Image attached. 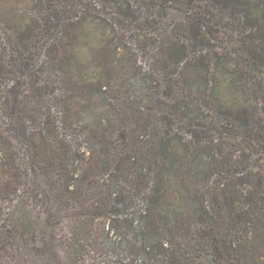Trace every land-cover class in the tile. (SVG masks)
<instances>
[{
	"label": "rangeland",
	"instance_id": "1",
	"mask_svg": "<svg viewBox=\"0 0 264 264\" xmlns=\"http://www.w3.org/2000/svg\"><path fill=\"white\" fill-rule=\"evenodd\" d=\"M221 3L0 0V264H164L160 253L149 258L153 250L146 246L145 233L155 241L162 237L167 255L178 253L169 235L146 230L139 218L148 208V195L153 196L155 169L152 164L143 169L136 161V136L146 148L158 123L162 134L167 130L173 138L171 149L177 143L176 149L185 154L190 144L186 165L177 169L178 193L188 195L180 202L188 213L191 203L195 207L203 201L209 215L224 222L225 206L213 190L220 193L233 179L241 193L247 171L264 175V146L257 132L221 113L246 106L264 119V67L259 76L251 58L259 51L255 33L264 31L258 18L264 15V3L252 0L235 11L232 3L226 2V8ZM126 13H133L132 19L115 22ZM19 30L27 31L26 45L18 39ZM63 43L67 55L73 51L64 71L55 66L56 50ZM181 45L186 51L177 58L175 50ZM117 106L124 116L148 108L157 121L147 129L140 125L144 116L135 122L129 171L122 158L129 147L121 135L130 124L114 111ZM100 133L115 141L109 169L117 174L118 165L126 171L118 177L114 201L110 185L115 177L98 167L87 170L86 156L94 154ZM97 157L91 161L94 167ZM225 158L235 162L232 168L239 170L240 179L220 177L219 183V175H213L200 185L190 179L192 170H208L206 162L212 159L225 166ZM155 159L160 166V155ZM165 198L175 203V186L168 185ZM194 225L207 228L198 218ZM79 226L85 227L79 243L83 253L73 251ZM205 241V250L195 251L196 264H217L210 239Z\"/></svg>",
	"mask_w": 264,
	"mask_h": 264
},
{
	"label": "trees",
	"instance_id": "2",
	"mask_svg": "<svg viewBox=\"0 0 264 264\" xmlns=\"http://www.w3.org/2000/svg\"><path fill=\"white\" fill-rule=\"evenodd\" d=\"M162 1H169V0H162ZM175 1H188L190 3L192 0H175ZM223 7H228L227 3H232L230 8L235 11L236 7H243L244 4L251 3L252 0H218ZM260 3H264V0H257ZM227 2V3H226ZM225 3V4H224ZM61 4V3H60ZM129 9H131V5L129 4ZM133 15V13H132ZM132 15L130 13H126L124 19L119 17L115 18V22L119 24H125V20L132 19ZM264 16V15H263ZM260 16L258 18L264 21V17ZM18 39L24 43L25 45L28 43L27 31L23 32V30H19ZM258 31L255 33L257 35ZM255 37L259 38V51L253 52L251 54V58L254 59L255 67L257 71H259L258 75L261 76L262 70L261 67H264V31L260 32L258 36ZM72 41V37L68 38V44ZM66 46L67 43H63L60 45L59 49L56 50L57 55H55V66H57L60 70L64 71L67 70V64L69 60H71L73 51L67 55L66 53ZM61 49H63L64 53H58ZM66 49V50H65ZM175 55L178 57H182L185 54L186 46L181 45L175 50ZM60 54V56H59ZM166 54V57L170 60L172 55ZM93 58V55H92ZM96 63V62H95ZM105 65V61H103ZM2 66V65H1ZM77 67V66H76ZM81 66H78V70ZM95 68V67H94ZM82 72V69L79 71ZM108 77H110L108 75ZM246 87H250L249 81L247 80V76L245 75L243 79H245ZM261 81V79H259ZM207 83V79H205ZM261 84V83H260ZM262 86V85H261ZM260 94V93H259ZM117 106L114 111H119L121 116L125 118L126 121H129V130L125 132V134L121 135L124 137L125 140L127 139V145L129 147L128 152H124L122 158H125L126 162L124 165L126 166L127 170L129 171V163L128 160L131 162L132 154L131 150L134 146H131L130 143L135 134H137L138 124L135 122L142 120L140 119L141 116H144L142 122L140 123L141 129H147L151 122H155L152 120L151 113H148L149 109H155L154 106H150L145 109V111L138 108L134 110V112L127 111L125 116L121 113ZM175 111V110H174ZM145 112V113H144ZM221 113L225 116H235L236 118L242 120L239 122V125L247 124V129L249 131H253L256 134L257 132V140L258 142L264 146V119L256 117L252 114V112L243 106V109H222ZM174 115V114H173ZM230 115V116H231ZM252 116V117H251ZM170 123H173V120L167 118ZM233 119V118H232ZM263 121V122H262ZM234 122H236L234 120ZM247 122V123H246ZM157 124V121L155 122ZM160 123H158L155 128V125L152 127V136L149 141L146 143V148H143L139 144V135L136 136V145L139 149V153L137 155V162L140 163L139 165L145 169L149 167L150 164L154 165V175H155V185L153 186V193L151 196L148 195L147 203L148 208L145 213H140L139 218H142L144 222V227L146 230L148 229H156L159 231L160 234H167L172 238V244H177L179 246V252L175 253L174 251L171 254L169 253V247L165 245V241L162 237H158L157 240H153V238L148 237L145 233V242L148 248H152L153 251H149V258H155L158 253L160 255L165 256L163 257L164 264H196L197 256L195 255V251L197 248L199 250H205V243L206 239H210L209 244L213 247L215 252L217 253L219 260L217 259V264H222L221 260L226 259V264H264V214L262 209L264 207V175H260L257 172L253 173L252 171H247L248 173L242 177V183H244L241 193H239V189L237 186V181H232V178L240 179L237 177V169H233V165L235 162L230 163V159L225 158L226 163L229 165L219 166L217 165V161L206 162L208 166V170L206 171H191L189 173L190 179L192 181L200 184H206L211 179H213V175H219L218 179H214L215 181L219 182L224 177L231 178L232 180L225 183L226 185L222 187L220 193L217 190H213L212 194L215 198H219L220 202L223 203L225 206L224 215V222L220 221V217L212 214L210 215L208 211L204 207V202H197L196 206L191 203L190 204V212L186 211L187 206L181 203L180 201L187 200V194L182 191L178 193V180L180 181V172L177 174V169L184 168L186 165V158L188 155V151L190 150V144L188 147L184 148L185 154H180L179 149L176 148L171 149V140L172 137L169 138L167 136L169 132L167 130L163 131L158 127ZM154 130V131H153ZM251 135H245V137H249ZM100 139L95 143V150L94 154L86 156V163L87 170L91 171L94 168H99V170L104 169L107 173V177L114 178L112 185L114 188L110 192V200L114 201L115 194H117L116 184L118 182L119 176H124L126 172L120 166H116L119 172L113 174V170L109 169L110 162L108 161V157L111 154V148L113 144L115 145V141H113V136H106L104 133H100ZM110 142V143H109ZM139 143V144H138ZM206 152V148L204 149ZM211 150V148H210ZM156 155H160V160L162 161L160 166L155 159ZM63 161L66 162L68 165V161L66 160V155H61ZM98 156V161L96 162L95 167L91 165V161ZM213 156V155H212ZM196 157H200L201 155H196ZM237 163V162H236ZM148 166V167H147ZM157 167V169H156ZM121 168V170L119 169ZM232 170V172H231ZM105 173V174H106ZM221 177V179H220ZM178 179V180H177ZM201 179H205L201 182ZM184 184L187 183V180L183 178ZM216 182V183H217ZM179 183V182H178ZM222 183V182H221ZM246 184L250 185V188H246ZM108 185V184H107ZM168 185L175 186V195H178L179 198L173 203L171 200L166 203L165 193L167 192ZM118 186V185H117ZM179 186L180 183H179ZM190 186H187V188ZM200 188V186H199ZM121 190H119L120 192ZM200 195H203V192L197 189ZM118 192V193H119ZM222 196H221V195ZM197 195L195 193L192 196ZM168 198V196H167ZM117 199V197H116ZM191 199V198H190ZM199 219L200 223L203 224L206 229H199L195 227L194 220ZM148 228V229H147ZM226 228V229H225ZM233 238H229V234ZM85 230L84 226H79L78 229L74 232L75 239H77V245L73 251H80L83 253V248L80 247V239L81 231ZM209 234L208 237H206ZM3 242L0 243V245ZM168 251V252H167ZM73 255V252H72ZM227 260H232L228 261ZM146 264V262H145ZM201 264V263H200Z\"/></svg>",
	"mask_w": 264,
	"mask_h": 264
}]
</instances>
